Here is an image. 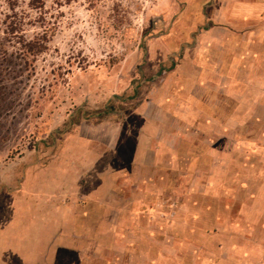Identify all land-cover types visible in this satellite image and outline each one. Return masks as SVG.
<instances>
[{
  "label": "rangeland",
  "instance_id": "1",
  "mask_svg": "<svg viewBox=\"0 0 264 264\" xmlns=\"http://www.w3.org/2000/svg\"><path fill=\"white\" fill-rule=\"evenodd\" d=\"M216 7L215 0H0L1 39L19 21L28 38L47 33L32 76L17 75L22 61L10 45L11 62L0 58V224L16 211L13 188L62 177L70 162L90 166L100 142L116 143L123 120L139 127L134 110L171 92L183 55L209 44L193 49L211 20L218 25L208 19ZM218 85L222 107L210 129L208 120L177 121L158 109V135L144 154L150 163L111 149L95 162V171L131 175L122 189L132 206H104L106 228L89 250L98 257L88 264H264L257 178L264 115L256 99L242 103L239 81Z\"/></svg>",
  "mask_w": 264,
  "mask_h": 264
},
{
  "label": "crops",
  "instance_id": "2",
  "mask_svg": "<svg viewBox=\"0 0 264 264\" xmlns=\"http://www.w3.org/2000/svg\"><path fill=\"white\" fill-rule=\"evenodd\" d=\"M215 5L216 15L208 19H216L218 25L211 20V27L201 31L193 43L198 51L204 42H209V48L204 46L195 57L187 51L181 67L175 69L177 86L161 93L155 103L145 100L134 110V115L141 118L137 129L123 120L116 143L110 148L106 140L100 142L90 166L70 162L62 177L50 175L38 182L30 179L12 189L16 194L9 198V206L16 211L0 224V264H88L98 257L89 250L106 228L102 221L104 206H132L123 201L127 192L122 189L131 175L110 169L95 171L94 164L110 149L117 158L127 155L128 160L132 155L130 163H150L144 154L158 135L153 136L155 130L159 131V110L176 116L177 121L182 114L199 125L208 120L210 129L222 107L217 102L223 90L218 83L232 86L239 81L242 103L256 99L257 113L264 115V0H215ZM234 47H239L240 53H233ZM262 118H256V125H262ZM257 178L264 180V172ZM57 180H61L58 187ZM145 192L149 200L151 195Z\"/></svg>",
  "mask_w": 264,
  "mask_h": 264
},
{
  "label": "trees",
  "instance_id": "3",
  "mask_svg": "<svg viewBox=\"0 0 264 264\" xmlns=\"http://www.w3.org/2000/svg\"><path fill=\"white\" fill-rule=\"evenodd\" d=\"M23 23V21H19L10 25V28H8V34H12L10 39L0 38V58L5 64L6 62H11L10 57L13 53L5 54L9 51L7 45H10V47L16 49L18 53L16 57H19L22 61V66L19 68L17 75H28L30 77L32 76V72L35 71L34 67L37 56L47 48V33H44L42 36L28 38L23 33Z\"/></svg>",
  "mask_w": 264,
  "mask_h": 264
}]
</instances>
